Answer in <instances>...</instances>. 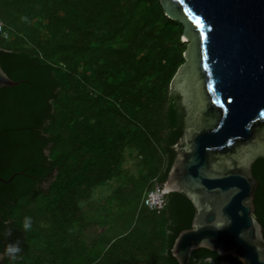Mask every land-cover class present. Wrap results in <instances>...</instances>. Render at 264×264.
Here are the masks:
<instances>
[{
	"label": "trees",
	"instance_id": "obj_1",
	"mask_svg": "<svg viewBox=\"0 0 264 264\" xmlns=\"http://www.w3.org/2000/svg\"><path fill=\"white\" fill-rule=\"evenodd\" d=\"M0 20V67L19 81L0 87V264H178L170 247L192 204L169 192L157 212L141 198L161 187L183 132L171 83L184 62L182 23L159 0H0ZM251 173L264 237V157ZM111 181L105 208L87 207ZM95 226L104 231L94 236ZM210 256L223 258L197 248L188 264Z\"/></svg>",
	"mask_w": 264,
	"mask_h": 264
},
{
	"label": "water",
	"instance_id": "obj_2",
	"mask_svg": "<svg viewBox=\"0 0 264 264\" xmlns=\"http://www.w3.org/2000/svg\"><path fill=\"white\" fill-rule=\"evenodd\" d=\"M159 1L186 38L171 82L184 127L160 190L183 193L194 208L170 253L178 264H188L197 248L264 264L251 173L264 157V0ZM18 83L0 67V87Z\"/></svg>",
	"mask_w": 264,
	"mask_h": 264
},
{
	"label": "rangeland",
	"instance_id": "obj_3",
	"mask_svg": "<svg viewBox=\"0 0 264 264\" xmlns=\"http://www.w3.org/2000/svg\"><path fill=\"white\" fill-rule=\"evenodd\" d=\"M182 41H186V38L181 37ZM123 170L126 172L128 176H136L137 175V161L134 157L132 156H127L125 155V160L122 165ZM116 181H111L108 184L102 185V186H97L92 190L91 196L89 197L88 202L86 203L87 207H92L93 210L97 209H104L105 205L103 203V198L109 194L110 190L115 187ZM94 221V220H92ZM91 222V221H90ZM103 224V223H100ZM92 229V230H91ZM90 230L91 234H94L96 236L98 234V231H101L95 226L94 228L92 227ZM98 230V231H97ZM104 231V230H103Z\"/></svg>",
	"mask_w": 264,
	"mask_h": 264
},
{
	"label": "built area",
	"instance_id": "obj_4",
	"mask_svg": "<svg viewBox=\"0 0 264 264\" xmlns=\"http://www.w3.org/2000/svg\"><path fill=\"white\" fill-rule=\"evenodd\" d=\"M7 37V33L4 29V24L0 20V38ZM161 187L155 185L153 189L147 190L141 198V204L147 207L149 210L161 211L165 206L164 195L161 193Z\"/></svg>",
	"mask_w": 264,
	"mask_h": 264
},
{
	"label": "clouds",
	"instance_id": "obj_5",
	"mask_svg": "<svg viewBox=\"0 0 264 264\" xmlns=\"http://www.w3.org/2000/svg\"><path fill=\"white\" fill-rule=\"evenodd\" d=\"M30 217H27L26 219H25V223H24V228H26V229H28V228H31V223L29 222L30 221ZM7 252L9 253V254H15V253H18V252H20V248L18 247V246H14V245H9L8 247H7ZM13 259H15V256H13Z\"/></svg>",
	"mask_w": 264,
	"mask_h": 264
},
{
	"label": "flooded vegetation",
	"instance_id": "obj_6",
	"mask_svg": "<svg viewBox=\"0 0 264 264\" xmlns=\"http://www.w3.org/2000/svg\"><path fill=\"white\" fill-rule=\"evenodd\" d=\"M226 256L227 255H221V257H223V258H220L218 262H214L213 258L210 256V257L204 258L203 262L213 263V264H230L229 260H227V258H225Z\"/></svg>",
	"mask_w": 264,
	"mask_h": 264
},
{
	"label": "snow or ice",
	"instance_id": "obj_7",
	"mask_svg": "<svg viewBox=\"0 0 264 264\" xmlns=\"http://www.w3.org/2000/svg\"><path fill=\"white\" fill-rule=\"evenodd\" d=\"M181 3H183V0H181Z\"/></svg>",
	"mask_w": 264,
	"mask_h": 264
},
{
	"label": "bare ground",
	"instance_id": "obj_8",
	"mask_svg": "<svg viewBox=\"0 0 264 264\" xmlns=\"http://www.w3.org/2000/svg\"><path fill=\"white\" fill-rule=\"evenodd\" d=\"M184 38V37H183Z\"/></svg>",
	"mask_w": 264,
	"mask_h": 264
}]
</instances>
